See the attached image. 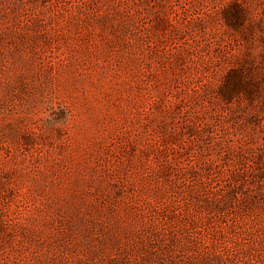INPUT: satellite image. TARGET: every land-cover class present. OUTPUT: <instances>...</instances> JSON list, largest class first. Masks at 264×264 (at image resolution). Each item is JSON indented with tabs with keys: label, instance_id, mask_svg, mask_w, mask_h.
<instances>
[{
	"label": "rangeland",
	"instance_id": "1",
	"mask_svg": "<svg viewBox=\"0 0 264 264\" xmlns=\"http://www.w3.org/2000/svg\"><path fill=\"white\" fill-rule=\"evenodd\" d=\"M0 264H264V0H0Z\"/></svg>",
	"mask_w": 264,
	"mask_h": 264
}]
</instances>
